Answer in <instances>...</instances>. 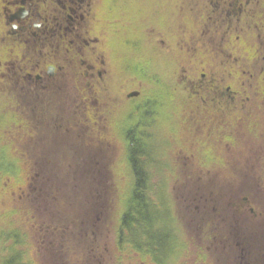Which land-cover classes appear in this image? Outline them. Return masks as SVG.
<instances>
[{
  "label": "rangeland",
  "instance_id": "rangeland-1",
  "mask_svg": "<svg viewBox=\"0 0 264 264\" xmlns=\"http://www.w3.org/2000/svg\"><path fill=\"white\" fill-rule=\"evenodd\" d=\"M96 5L86 7L95 19L85 23V42H74L73 54L52 56V65L63 70L57 78H65L56 82L62 87L51 94L53 105L33 112L0 107V120L14 114L22 122L3 163L22 168L31 184L1 193L0 182V264H156L132 250L121 255L116 243L121 198L133 181L132 156L146 163L148 186L158 195L153 231L165 237L170 229L179 244L172 255L158 251L157 264H264V159L258 160L252 138L241 133L225 173L207 120H190L194 77L173 73L174 51L159 61L150 52L130 53L133 43L125 37H134V30L123 21L114 25L109 0ZM120 5L140 22L142 0ZM146 62L162 66L164 74L142 77ZM133 92L140 96L128 99ZM195 103L198 117L202 102ZM35 173L41 174L32 185ZM154 234L136 239L143 253L150 242L153 249L161 245L163 237Z\"/></svg>",
  "mask_w": 264,
  "mask_h": 264
},
{
  "label": "flooded vegetation",
  "instance_id": "flooded-vegetation-1",
  "mask_svg": "<svg viewBox=\"0 0 264 264\" xmlns=\"http://www.w3.org/2000/svg\"><path fill=\"white\" fill-rule=\"evenodd\" d=\"M109 2L114 25L123 21V28L134 30V37H125L127 45L133 43L130 53L147 57L150 52L159 61L174 51L178 66L173 73L194 77L190 120H207L209 139L221 147L225 173L241 145V133L252 138L258 160L264 159V0H142L140 22L120 10L125 0ZM91 3L99 0H0L1 108L30 107L33 112L53 105L51 94L62 87L56 82L65 78H57L63 70L52 65V56H67L69 49L73 54L74 42H85V23L95 19L86 10ZM153 66L146 62L141 76L164 74L162 66ZM133 93L127 98L140 96ZM250 94L251 117L245 108ZM197 101L202 102L198 117Z\"/></svg>",
  "mask_w": 264,
  "mask_h": 264
},
{
  "label": "trees",
  "instance_id": "trees-1",
  "mask_svg": "<svg viewBox=\"0 0 264 264\" xmlns=\"http://www.w3.org/2000/svg\"><path fill=\"white\" fill-rule=\"evenodd\" d=\"M86 107V106H85ZM88 108V107H87ZM91 107L88 109L90 110ZM30 110V109H29ZM37 116V115H36ZM32 117V116H31ZM34 117V116H33ZM32 122V121H30ZM8 125H7V124ZM17 123H22L18 120L17 116L14 114H11V117L9 120H0V136L5 137L4 140L0 138V182L3 183L4 189L1 190L2 192L9 193L13 191H19L20 188L28 181V177L26 176L24 170L22 168H14L13 162H4L3 157L5 156L6 152L5 150L11 146V143L14 140V133L17 130V127L15 126ZM9 126V127H8ZM23 130V125L20 126L18 131ZM129 140V137H127ZM129 143H133L132 140H129ZM130 165V171L132 175V184L128 187V196L127 194L121 198V207L122 210L118 216L119 222H118V228L116 232V238H117V246L119 252H121V255H126L129 252L134 251L139 256H141V260H145V258H148L152 262L161 263L160 258H156V253L158 251H161V253L164 251H169L170 255H172L173 251H176V248H178L179 244L177 242V238L175 234L168 229L169 236L163 237L161 232L153 231L151 225H152V216L157 219L159 217V209H158V195L156 191L152 192L151 187L148 186L147 176L146 172H150L149 169H145L143 162H141L139 159H136L135 157L129 160ZM3 166L5 168H3ZM41 174V173H40ZM40 174L37 175V173L33 176V182L32 185L37 183V179L39 178ZM31 185L30 183H28ZM35 188V185H34ZM37 197V196H36ZM35 197V198H36ZM124 199L126 201L124 202ZM149 232H155V236L159 237L162 236V242L153 249L152 248V242H150L151 248H146L145 253L142 252V250L139 247V243L136 242V239L140 236L141 239H143ZM210 231L207 233L208 239L210 238L212 240L213 237L210 236ZM173 235V236H171ZM199 234H197V237ZM169 237V239H168ZM19 242L14 243V245H18ZM161 247V249H160ZM168 252V253H169ZM177 253V252H176ZM175 253V254H176ZM167 254V253H166ZM168 257V254H167ZM176 257V256H175ZM5 259V258H4ZM124 259L123 256L121 260ZM25 260V259H24ZM24 260H12L9 264H15L16 262L21 261L22 264H27ZM163 261H165L163 259Z\"/></svg>",
  "mask_w": 264,
  "mask_h": 264
},
{
  "label": "water",
  "instance_id": "water-1",
  "mask_svg": "<svg viewBox=\"0 0 264 264\" xmlns=\"http://www.w3.org/2000/svg\"><path fill=\"white\" fill-rule=\"evenodd\" d=\"M136 93H131L128 97H134Z\"/></svg>",
  "mask_w": 264,
  "mask_h": 264
}]
</instances>
